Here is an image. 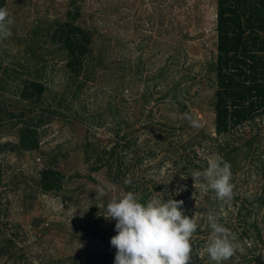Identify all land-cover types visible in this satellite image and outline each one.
Returning a JSON list of instances; mask_svg holds the SVG:
<instances>
[{
	"label": "rangeland",
	"instance_id": "rangeland-1",
	"mask_svg": "<svg viewBox=\"0 0 264 264\" xmlns=\"http://www.w3.org/2000/svg\"><path fill=\"white\" fill-rule=\"evenodd\" d=\"M68 4L69 0H7L5 8L13 19L10 25L11 36L0 40V81L3 83L2 78L6 80L0 89L3 93L0 98L7 103L5 111L1 112L3 126L0 127V143H19L20 124L16 123L19 118L9 116L8 112L21 111L22 102L25 101L22 100L18 86H24V79H35V69L39 68L42 69V80L49 86L35 109L26 110V115L42 113L51 116L50 122L39 130L40 149L16 148L1 150L4 152L0 153L5 168V178L0 185V212L3 218L0 224L8 222L10 228L17 231L18 247L27 253L26 257L33 264L49 261L52 264L58 261L61 264H91L89 256L98 250L116 254L115 247L107 246L105 241L93 237L85 228L93 220H98L95 229L105 226L109 222L103 216L106 215V203L128 192L113 178L109 164L91 170L98 155L108 157V153L102 154V151L112 149L120 134L136 138L143 150L155 145L153 149L157 152L156 157L145 158L128 174L135 179H154L155 183L163 184L161 189H156L147 183L152 191L150 198H163L167 201L170 195L172 199L184 195V205L193 211L191 217L197 222L206 220L205 212L199 210L206 203V193L199 188L201 180L194 181L192 173L180 170L174 163L173 153L164 150L162 144L166 139H171L173 144H178L179 139L191 140L201 128L213 132L215 80L209 66L216 55V0L82 1L84 14L97 12L94 16L99 26L105 17L98 11L101 6L106 4L108 8H118L111 12L110 32L120 41L128 43L133 67L131 70L134 77H141V80L137 85L127 84L129 89L128 86L119 88L116 82L106 81L105 77L99 76L88 80L80 97L75 100L66 91L64 57L58 52L50 53L49 49L53 47L49 43L43 42L42 50L37 48L38 38L32 33V29L44 25L47 20L57 16L65 19ZM165 24L171 28L169 32L165 31ZM101 44L104 45L96 38V48ZM142 45L145 46L141 51ZM33 53H41L47 60H37ZM142 57L151 60L146 62L149 65L153 63L154 71L165 62L172 63L171 74L166 80L158 78L153 81V76L146 69L137 71L136 65ZM4 66H9V69L15 67L16 72L9 70L5 74ZM18 71L25 75L17 74ZM156 82L159 85L154 87ZM147 84L150 88H147L148 91H152L151 96H147L149 102L142 97ZM171 87L169 96L164 100L159 99ZM62 96L64 100L58 104ZM182 104L185 108H182ZM50 108L59 112L50 113ZM186 114L197 118L201 126L188 127ZM162 122L175 127L170 138L158 130ZM257 131L262 137L258 152L261 150V158L264 159V118L259 119L255 129L247 124L242 133L244 139H247ZM201 149L208 162L219 158L215 154L216 149ZM125 158L127 164L136 161L130 151ZM256 159L249 155L242 160L243 178L238 186L233 183L234 192L241 195L245 191L251 194L262 191L264 175L255 171ZM48 164L65 174L61 192L45 194L37 189L35 178L39 170ZM115 169L113 165L112 171ZM101 187L105 189L104 195L100 194ZM178 188L181 190L177 193ZM135 195L138 198L140 194L137 191ZM226 204L222 205L221 215L227 216L234 210L232 219L235 221L236 209L233 205L226 207ZM102 209H105L103 215ZM258 217L264 223V208L259 211ZM205 224L208 226L207 220ZM235 225H238L237 220ZM233 237L234 243L239 245V251L234 255V262H238L242 258L238 253L244 251L236 236ZM192 243L193 253L189 264H215L207 254L209 237L194 233ZM232 261L230 258L222 264H230ZM3 262L4 258L0 264ZM18 262L25 264L21 259Z\"/></svg>",
	"mask_w": 264,
	"mask_h": 264
},
{
	"label": "trees",
	"instance_id": "trees-1",
	"mask_svg": "<svg viewBox=\"0 0 264 264\" xmlns=\"http://www.w3.org/2000/svg\"><path fill=\"white\" fill-rule=\"evenodd\" d=\"M82 1L84 0H69V6L65 11V19L57 16L53 20H47L44 25L32 29L34 37L38 38L36 47H40L42 50L43 42L49 43L53 47L49 49L50 53L58 52L64 57V69L67 74L66 91L70 92L72 100L80 97L88 80L96 79L99 76L105 77L106 81L116 82L119 88L122 86L125 88L128 86L127 84L137 85L141 77H134L131 70L132 59L129 56L128 43L124 40V42L120 41L117 36L113 35V32H110L112 30L110 15L118 8H108L106 4L101 6L98 11L105 17L99 26L98 23H95L94 15L97 12L84 14ZM6 4L7 0H0V8H5ZM215 9L216 55L210 61L209 66V69L214 73L215 80V91L212 100L215 113L213 132L201 128L198 129L197 134L191 140L181 141L179 139L178 144H173L170 141L171 139H166L162 147L167 152H172L175 165L180 170L182 169L188 173L202 172L208 167V158L202 155L203 150L201 148L216 149L215 154L230 163L231 182L238 186L243 178L242 160L249 155L254 160L257 158V170L255 169V171L264 175V159L261 158L263 153L261 150L258 152L262 141L259 131L247 139H244L242 133L243 127L247 124L255 129L259 124V119L264 118V0H216ZM149 19L152 20V16ZM165 26V31L169 32L171 28L168 24H165ZM100 30L101 32H99ZM96 38L100 39L104 45L101 44L96 48ZM144 46H140L141 51ZM33 54L37 60H43L44 62L47 60L41 53L39 55ZM146 61L151 60H145L143 57L140 59L136 65L137 71L141 72L146 69L153 76V81L158 78L166 80L171 74L172 63L165 62L154 71L152 70L153 63L149 65ZM1 67L2 58L0 55ZM24 68L28 67L25 66ZM3 69L5 74L9 70L16 72L15 67L9 69V66H4ZM41 70L36 68L35 79H24V86H18L22 100L25 102H22L20 112L9 111L8 114L19 118L16 122L20 124L19 143H0V153L4 152L1 150H16V148L24 150L40 149L41 134L39 130L50 122L51 116H44L42 113L26 115V110L33 111L35 105L41 102L43 95L49 90V86L42 80ZM129 71H132V73H129ZM17 74L22 75L24 73L18 71ZM19 75L17 76L20 77ZM2 80L3 83L6 82L3 78ZM3 83L0 81V89L4 87ZM156 83L154 87L159 85L158 82ZM101 88L108 89L105 86ZM128 88L130 89V86ZM147 88L150 89L148 84L146 85ZM146 89L142 92V97L146 102H149L147 96L150 97L152 91ZM171 91L172 87L159 99H166ZM2 94L0 90V97H2ZM63 97L60 98L58 104L64 100H62ZM175 97L177 99L176 95ZM15 102L18 101L15 100ZM5 105L7 103L0 98V127L3 126L1 112L5 111ZM182 108H185L183 104ZM49 112L57 113L59 111L50 108ZM152 115L153 113L150 111V116ZM187 126L191 127L190 124ZM158 127L160 134L164 133L167 136L166 138H170L175 131V127L167 122H162ZM183 129L182 127L181 130ZM153 146L155 145L152 144L149 149L143 150L136 138L133 139L127 137V134H120L112 149L102 151V154L108 153V157L104 158L102 155H98L95 163L91 166V170H98L109 164V170L110 173H113V178L119 181L127 191L134 193L138 191L140 194L138 200L146 203L152 194L147 183L149 182L156 189H161L163 184L155 183L154 179H135L134 176L128 174L135 170L137 164L142 163L145 158L152 159L156 157L157 152L153 149ZM129 151L133 153L136 161L127 164L125 156ZM113 165L114 168L116 167L115 171H112ZM126 176L132 177L131 185H124L123 180ZM4 178L5 168L2 157H0V185L3 184ZM64 179L65 174L52 164L41 168L37 178H35L37 189L45 194L61 192L64 187ZM173 198L182 201L185 199L184 195ZM205 202L204 206L199 208V210L205 212V219L207 220L209 211L214 212L219 218V223L230 228L231 233L236 236L237 242L242 245V251L244 252L242 254L238 253V256L242 255L241 260L234 262L236 257L233 256V261L230 264H264V223H261L258 217L259 211L264 208V183L259 194H251L249 191H245L240 195L239 192H234L231 202L225 205L226 207L233 205L236 209L234 216L238 221V225H235L236 220L233 221L232 219L234 210H231L227 216L221 215L224 202L218 201L213 191L209 190L205 194ZM184 204L183 201L181 210L185 215L191 217L193 211ZM105 209L101 210L102 215L105 213ZM1 215L0 212V219H3ZM206 220L197 222L198 228L195 233L210 237L211 228L209 223L206 226ZM115 223V220L109 219L105 226L95 229V226H98V220H93L85 229L93 237H100L106 242L107 246L114 248L111 245V237L117 234ZM22 251L23 249L18 247L17 231L12 230L8 222H2L0 224V261L4 258L3 264H18V260L21 259L25 264H33L32 261L28 260L30 258L26 257L27 253ZM89 258L92 261L91 264H115V254L111 251L98 250ZM39 264L52 263L49 261ZM57 264H61V262L58 261Z\"/></svg>",
	"mask_w": 264,
	"mask_h": 264
},
{
	"label": "clouds",
	"instance_id": "clouds-1",
	"mask_svg": "<svg viewBox=\"0 0 264 264\" xmlns=\"http://www.w3.org/2000/svg\"><path fill=\"white\" fill-rule=\"evenodd\" d=\"M13 19L6 8H0V40L11 36ZM192 127H200L197 118L186 114ZM194 181L201 180L199 188L207 193H215V198L224 203L233 199L234 185L231 165L222 158L210 160L204 171L192 173ZM183 178V177H182ZM124 185L132 184V177L126 176ZM195 186V184H194ZM181 189H177V193ZM100 194H105L104 187ZM182 200L169 196L150 198L146 203L138 200L134 192L128 191L122 197H113L107 204L105 219L116 221V235L111 237V245L116 248L115 264H189L192 259V237L198 228L194 217L181 210ZM211 228L207 254L215 264H222L239 250L231 231L219 223L218 216L207 214Z\"/></svg>",
	"mask_w": 264,
	"mask_h": 264
}]
</instances>
